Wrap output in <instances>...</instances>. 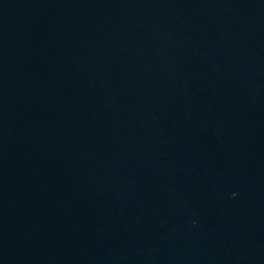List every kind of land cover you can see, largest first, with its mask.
Returning a JSON list of instances; mask_svg holds the SVG:
<instances>
[{"label": "water", "instance_id": "95a60500", "mask_svg": "<svg viewBox=\"0 0 264 264\" xmlns=\"http://www.w3.org/2000/svg\"><path fill=\"white\" fill-rule=\"evenodd\" d=\"M0 264H264V0H0Z\"/></svg>", "mask_w": 264, "mask_h": 264}]
</instances>
